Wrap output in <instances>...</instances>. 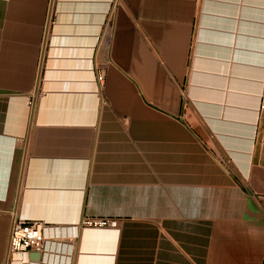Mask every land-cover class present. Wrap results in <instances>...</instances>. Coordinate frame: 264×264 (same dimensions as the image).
Here are the masks:
<instances>
[{
  "label": "crops",
  "instance_id": "crops-1",
  "mask_svg": "<svg viewBox=\"0 0 264 264\" xmlns=\"http://www.w3.org/2000/svg\"><path fill=\"white\" fill-rule=\"evenodd\" d=\"M263 95L264 0H0V264H264Z\"/></svg>",
  "mask_w": 264,
  "mask_h": 264
},
{
  "label": "built area",
  "instance_id": "built-area-1",
  "mask_svg": "<svg viewBox=\"0 0 264 264\" xmlns=\"http://www.w3.org/2000/svg\"><path fill=\"white\" fill-rule=\"evenodd\" d=\"M103 74L98 75L101 83ZM264 109V95L262 96L260 107ZM86 227H108L111 221L102 219H89L84 222ZM46 226L41 221H26L14 219L10 230L9 240V261L16 264L19 258L29 259L30 252H39L43 255L46 252L45 239Z\"/></svg>",
  "mask_w": 264,
  "mask_h": 264
},
{
  "label": "bare ground",
  "instance_id": "bare-ground-1",
  "mask_svg": "<svg viewBox=\"0 0 264 264\" xmlns=\"http://www.w3.org/2000/svg\"><path fill=\"white\" fill-rule=\"evenodd\" d=\"M46 229H45V237L47 238L46 239V242H45L46 243V252H47V246H48L49 242L51 243L50 246H49L50 250H52V251H58V249H56L57 248V245H58L57 242H51L50 240H53V239L52 238L50 239V236H52V235L57 236V232H58V234L61 235V233H62L61 230L60 231H56L55 230V232L53 233L49 228H48V230H46ZM46 232H47V234H46ZM49 252L51 253V251H49ZM54 259L55 258L50 259L49 261H52V264H53L55 262Z\"/></svg>",
  "mask_w": 264,
  "mask_h": 264
},
{
  "label": "water",
  "instance_id": "water-1",
  "mask_svg": "<svg viewBox=\"0 0 264 264\" xmlns=\"http://www.w3.org/2000/svg\"><path fill=\"white\" fill-rule=\"evenodd\" d=\"M41 257H42V255L39 252H30L29 253V258L32 261H40Z\"/></svg>",
  "mask_w": 264,
  "mask_h": 264
},
{
  "label": "rangeland",
  "instance_id": "rangeland-1",
  "mask_svg": "<svg viewBox=\"0 0 264 264\" xmlns=\"http://www.w3.org/2000/svg\"><path fill=\"white\" fill-rule=\"evenodd\" d=\"M188 106H189V104H188V102H187L185 108H188ZM227 165H228V167L230 166L228 163H227ZM230 168H231V166H230ZM108 221H109V220H108ZM84 222H85V221H84ZM84 222H83V227L86 228V226L84 225ZM114 223H115V221H111V225H110V226L115 225ZM110 226H109V227H110ZM53 240H54V239H53ZM54 241H55V240H54ZM54 252H57V251H54ZM55 254H56V253H55ZM55 257H58L57 254L55 255ZM50 259H51V258H50ZM54 260L56 261V260H58V259H54ZM48 262H50V261H48ZM55 263H57V262H54L53 264H55ZM51 264H52V261H51Z\"/></svg>",
  "mask_w": 264,
  "mask_h": 264
}]
</instances>
